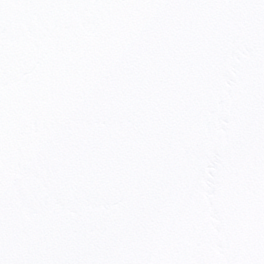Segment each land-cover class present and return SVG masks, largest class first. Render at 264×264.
Here are the masks:
<instances>
[{"label": "snow or ice", "instance_id": "snow-or-ice-1", "mask_svg": "<svg viewBox=\"0 0 264 264\" xmlns=\"http://www.w3.org/2000/svg\"><path fill=\"white\" fill-rule=\"evenodd\" d=\"M0 264H264V0H0Z\"/></svg>", "mask_w": 264, "mask_h": 264}]
</instances>
